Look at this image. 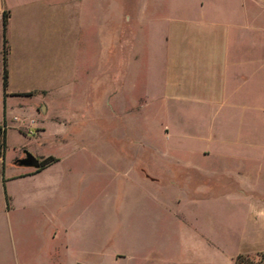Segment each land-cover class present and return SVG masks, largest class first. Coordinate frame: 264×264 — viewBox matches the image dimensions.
Instances as JSON below:
<instances>
[{
    "label": "rangeland",
    "instance_id": "374dc122",
    "mask_svg": "<svg viewBox=\"0 0 264 264\" xmlns=\"http://www.w3.org/2000/svg\"><path fill=\"white\" fill-rule=\"evenodd\" d=\"M68 2L64 125L23 147L57 161L17 178L0 166V264H229L264 247V0ZM213 41L227 46L225 99L201 83ZM10 120L5 165L24 173L10 160L35 136ZM170 157L221 175L184 188ZM248 257L264 264V248Z\"/></svg>",
    "mask_w": 264,
    "mask_h": 264
},
{
    "label": "crops",
    "instance_id": "0c3cea01",
    "mask_svg": "<svg viewBox=\"0 0 264 264\" xmlns=\"http://www.w3.org/2000/svg\"><path fill=\"white\" fill-rule=\"evenodd\" d=\"M68 1L0 0V166L4 172L7 170L11 178L34 175L57 161L55 160L39 171H35L36 168L33 170L31 166H27L29 168L24 173H15L5 165V149L1 141L6 135L7 116L11 119L10 121H20L25 125L22 128H28L29 133L35 136L27 145L18 148L21 155L22 149H25L23 147L31 145L36 139L43 140V137L49 131L54 133L55 138L59 137L57 136L58 129L64 124L56 122L52 117L62 118L64 116L62 106V56L64 11L71 6ZM4 12L7 13L5 24L3 20ZM216 32L225 38L227 31L220 30ZM177 33V30L169 31L170 48L173 41L175 53H177L179 47L183 48L181 45L177 47ZM209 34L216 33L214 31V33ZM243 49L245 50L246 47ZM246 50H250L249 45ZM169 58L171 59V57ZM199 60H201V67L204 69L201 83L203 85L204 79L206 80L204 90L208 93L209 99H222L223 96L225 99L224 82L228 60L226 44L214 43V41L203 43L200 46ZM247 63L249 62L247 61ZM216 65L220 67L219 72L214 68ZM5 72L6 81L4 78ZM248 72L244 71L243 78ZM216 76H220V78L218 79ZM199 152L209 153L206 149ZM21 155H19V159ZM15 156L11 158L10 163L21 166L16 163L17 158ZM168 163L175 166V171L182 170L184 172L183 180L190 186L177 185L187 189L200 191L207 188L209 177L221 175L213 168H209L207 162L202 160L193 161L170 157ZM142 171L147 178L156 179L152 174L147 173L145 169H142ZM176 178L173 177L175 180ZM201 179H203L202 182ZM237 180L235 181L237 194L246 195L253 192L254 184L240 182L239 178ZM258 215L264 221V208L259 209ZM257 250L235 253L229 257V264H236L235 258L237 255L248 257L255 254Z\"/></svg>",
    "mask_w": 264,
    "mask_h": 264
},
{
    "label": "trees",
    "instance_id": "16d2710c",
    "mask_svg": "<svg viewBox=\"0 0 264 264\" xmlns=\"http://www.w3.org/2000/svg\"><path fill=\"white\" fill-rule=\"evenodd\" d=\"M3 20H4V24H5L6 20H7V13L6 12H4ZM4 78H5V81H6V72L4 74ZM55 160H56V157H54L52 155H49L47 157H44V158L40 159L39 167L35 171H39V170L43 169L44 167H46L50 163L54 162ZM250 262L251 261H250L249 257H247V256L237 255L236 258H235V263L236 264H251Z\"/></svg>",
    "mask_w": 264,
    "mask_h": 264
},
{
    "label": "water",
    "instance_id": "95a60500",
    "mask_svg": "<svg viewBox=\"0 0 264 264\" xmlns=\"http://www.w3.org/2000/svg\"><path fill=\"white\" fill-rule=\"evenodd\" d=\"M18 163L20 165L31 166L36 169L39 167L38 158L27 150L25 151V156L18 159ZM78 264H82V263H78Z\"/></svg>",
    "mask_w": 264,
    "mask_h": 264
},
{
    "label": "flooded vegetation",
    "instance_id": "af4514ba",
    "mask_svg": "<svg viewBox=\"0 0 264 264\" xmlns=\"http://www.w3.org/2000/svg\"><path fill=\"white\" fill-rule=\"evenodd\" d=\"M25 151H26V149H22V155H24V156H25ZM24 156H23V157H24ZM20 158H22V157H20ZM18 159H19V158H17V159L15 160L16 163H18ZM38 160L40 161L39 158H38Z\"/></svg>",
    "mask_w": 264,
    "mask_h": 264
}]
</instances>
